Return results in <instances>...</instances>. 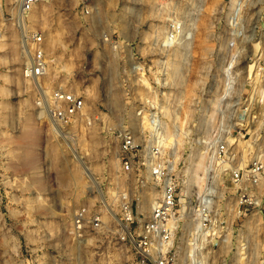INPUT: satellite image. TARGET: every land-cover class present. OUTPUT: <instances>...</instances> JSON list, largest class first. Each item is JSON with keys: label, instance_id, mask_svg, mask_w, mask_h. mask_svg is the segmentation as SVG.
I'll list each match as a JSON object with an SVG mask.
<instances>
[{"label": "rangeland", "instance_id": "rangeland-1", "mask_svg": "<svg viewBox=\"0 0 264 264\" xmlns=\"http://www.w3.org/2000/svg\"><path fill=\"white\" fill-rule=\"evenodd\" d=\"M19 2L0 0V264L132 259L118 222L125 198L144 222L158 195L151 182L143 193L137 173L121 164L132 89L141 97L158 91L163 105V145L174 149L165 165L174 162L182 200L177 262L196 251L203 264H264V174L252 189L257 205L239 210L228 174L212 182L211 163L224 159L220 144L229 168L264 159V0H45L25 15L48 62L36 81L23 74ZM136 62L144 69L130 71ZM252 76L260 84L254 100ZM40 89L49 102L57 89L72 91L84 109L72 123L56 124ZM207 189L210 211L199 203ZM96 217L99 230L90 224Z\"/></svg>", "mask_w": 264, "mask_h": 264}, {"label": "built area", "instance_id": "built-area-1", "mask_svg": "<svg viewBox=\"0 0 264 264\" xmlns=\"http://www.w3.org/2000/svg\"><path fill=\"white\" fill-rule=\"evenodd\" d=\"M45 0H21L20 10L23 15L28 14L39 3ZM26 18V17H25ZM42 37L36 33H29L26 37L28 50L32 51L31 58L28 59L24 68V77L32 81L44 78L48 72V62L42 47ZM33 46L32 50L30 47ZM141 62H136L130 66V71L142 70ZM132 89V87H131ZM158 91H149L141 97L139 91L129 90V122L126 131L122 135L121 142V164L125 172H136L139 178L140 187L143 193L149 189L151 182L158 190V199L153 205V210L147 221L137 222L133 215V203L129 197L125 198L122 207L120 221L125 224L126 230L121 235L122 241L129 247L132 259L127 264H179L177 261L180 252L175 247V237L177 235V225L179 219V207L181 206V196L178 184L173 180L175 175L174 162H166V151L174 152V149H167L160 142L164 133V123L162 121L163 105L154 97L158 96ZM140 99V100H136ZM44 109L48 112L50 119L56 124H68L80 115L84 109L82 96L72 92L57 89L52 93L49 102L41 99ZM135 124H132V122ZM222 160H226L227 147L225 144L218 146ZM214 174L212 182L222 174H228L230 183L239 194V210L243 207L249 209L258 202V195L253 192L262 183L264 174V159L256 157L254 161L245 169H240L234 165L233 168L219 169L211 158ZM204 197L199 203L206 210L210 211L212 202L209 190L203 194ZM82 219L77 220V229L84 230L85 223ZM189 222L195 224L194 213L189 211ZM210 220L200 221L201 225L207 226ZM140 226L134 228L133 224ZM93 230L101 228L100 219L96 217L91 223ZM193 246V245H192ZM184 254L186 262L181 260L180 264H203L199 260L197 252ZM198 259V260H197ZM99 264H126L121 262H101Z\"/></svg>", "mask_w": 264, "mask_h": 264}, {"label": "bare ground", "instance_id": "bare-ground-1", "mask_svg": "<svg viewBox=\"0 0 264 264\" xmlns=\"http://www.w3.org/2000/svg\"><path fill=\"white\" fill-rule=\"evenodd\" d=\"M16 1H21V0H16ZM19 7H20V2H19ZM20 9V8H19ZM0 10L2 11V5H0ZM17 25H18V27H19V29L22 31V42H23V46H24V49H25V54H26V56L28 57V59H30L31 58V54H32V51H30V50H28V48H27V45H26V37H27V35H28V25H27V23H26V18H25V15H23V13H22V11L21 10H19V14H18V16H17ZM0 41H3V35L0 37ZM27 64V63H26ZM258 77V76H257ZM249 83L252 85V97H253V100H254V98H255V96H256V94L258 93V91H259V79H257L255 76H252V77H250L249 78ZM40 93H41V95H42V98L45 100V102L47 103L48 102V98H47V93L45 94V92H43L41 89H40ZM246 109L248 110V111H251V105L249 104L247 107H246ZM43 113V112H42ZM56 129H58L57 127H56ZM59 130V129H58ZM169 139H170V142H173V136L172 135H170L169 136ZM160 142L161 143H163L164 145H167L168 143H167V138L165 137V136H161V138H160ZM165 147V146H164ZM217 165L219 166L218 168L219 169H221V168H229V166H230V164L227 162V161H225V160H219L218 161V159H217ZM239 168L240 169H245L246 168V162H243L240 166H239ZM86 170H87V172H88V174H89V176H90V178L92 179V181H93V183L95 184V186H96V188L98 189V191H99V194H100V197H101V199L104 201V205H105V207L108 209V211H110L111 213H113V210L110 208V206H109V204H107L106 202H105V199H104V196L102 195V193L100 192V186H99V183H98V181L93 177V175H92V173H91V171H90V169L89 168H86ZM205 170H206V176L208 175V174H210V173H208V169H206L205 168ZM188 171V170H187ZM188 173V172H187ZM211 175V174H210ZM209 181V180H208ZM201 182H203V183H205V185H206V183H207V178L206 177H201ZM210 182H211V178H210ZM207 184H211V183H207ZM203 191H204V189H203ZM158 196H159V194L157 195V197H156V199H155V201H154V204H155V202H156V200L158 199ZM153 204V205H154ZM153 208V207H152ZM110 213V214H111ZM118 222H120V220H119V218H118ZM121 225V224H120ZM124 229L123 230H126V227H123Z\"/></svg>", "mask_w": 264, "mask_h": 264}]
</instances>
